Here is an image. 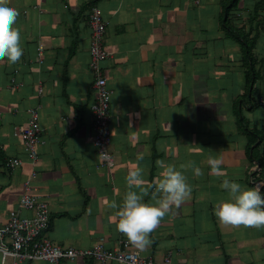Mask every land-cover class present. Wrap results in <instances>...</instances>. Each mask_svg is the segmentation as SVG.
<instances>
[{
  "label": "crops",
  "instance_id": "obj_1",
  "mask_svg": "<svg viewBox=\"0 0 264 264\" xmlns=\"http://www.w3.org/2000/svg\"><path fill=\"white\" fill-rule=\"evenodd\" d=\"M228 2L10 0L20 14L15 27L24 51L19 63L0 61V225L24 193L36 194L47 202L52 242L76 249L101 243L111 251L126 237L116 229L118 208L108 205L121 204L132 166L154 182L157 160L177 168L192 161L203 175L184 173L190 199L162 218L150 247L133 249L156 263L169 253L172 264H264V229L224 226L213 211L228 199L220 188L224 178L243 187L264 185V0H238L228 16L233 28L255 38L257 78L241 114L262 137L255 147L261 164L248 157L234 113L247 80L240 45L222 28ZM95 6L106 22L103 46L110 53L101 63L111 91L110 171L99 166L93 145L87 20ZM30 109L38 112L45 141L36 148V162L15 132ZM209 157L223 158L224 176L211 172ZM12 158L21 163L11 170L5 163ZM145 202H152L151 190ZM57 264L99 263L78 258Z\"/></svg>",
  "mask_w": 264,
  "mask_h": 264
},
{
  "label": "built area",
  "instance_id": "obj_2",
  "mask_svg": "<svg viewBox=\"0 0 264 264\" xmlns=\"http://www.w3.org/2000/svg\"><path fill=\"white\" fill-rule=\"evenodd\" d=\"M198 3V0H194ZM88 26L90 29L89 68L93 76L92 89L94 100L90 105L92 114L93 145L99 156V166L110 171L115 164V159L110 150V97L111 91L106 85L102 75L101 63L110 56L104 48L103 42L106 33V22L98 7H92L88 13ZM41 55L42 48H38ZM38 93H41L39 88ZM263 103V101H261ZM16 134L21 138L28 157L32 162L38 159L37 146L45 143L40 136L38 112L36 109L28 111V121L25 126L15 128ZM106 152L107 159L100 156ZM264 153V148H263ZM21 161L12 158L5 163L6 168L14 169ZM256 166L253 164V169ZM24 188L30 190L29 182L24 183ZM20 210L30 212V216L20 215ZM49 228V208L47 202L36 194L24 193L18 200V209L11 210L8 220L0 225V264L8 260L11 264H33L34 261H44L57 264L60 261H72L78 258L90 259L99 264L116 262L118 264H172L171 255L168 253L160 263L150 258L141 256L127 239H122L119 245L109 251L101 243L89 249L63 248L52 242L46 235Z\"/></svg>",
  "mask_w": 264,
  "mask_h": 264
},
{
  "label": "clouds",
  "instance_id": "obj_3",
  "mask_svg": "<svg viewBox=\"0 0 264 264\" xmlns=\"http://www.w3.org/2000/svg\"><path fill=\"white\" fill-rule=\"evenodd\" d=\"M10 0H0V61L11 64L19 63L23 56L20 30L15 27L19 12L9 6ZM100 156L107 159L106 152ZM222 157H209L211 172L224 176ZM160 169L154 182L146 180L145 172L138 164H134L126 176L127 191L119 206L113 201L109 207L117 209L116 229L123 234L130 245L145 250L152 244L151 234L161 223L163 217L169 215L190 199L192 186L184 174L192 169L196 175H203L202 169L195 167L192 161L176 165L157 160ZM220 188L227 193L228 199L214 207L217 221L231 228L264 229V185L243 187L240 183L224 178ZM151 190V201L145 202Z\"/></svg>",
  "mask_w": 264,
  "mask_h": 264
},
{
  "label": "trees",
  "instance_id": "obj_4",
  "mask_svg": "<svg viewBox=\"0 0 264 264\" xmlns=\"http://www.w3.org/2000/svg\"><path fill=\"white\" fill-rule=\"evenodd\" d=\"M238 0H229V2L224 5V20L222 21V28L226 35L230 38H233L236 40L241 48L242 55H243V64L245 67V76L247 80V93L244 95V97L239 98L235 103H234V113L237 118V123L240 129L244 131V133L247 136L248 139V147H247V152H248V157L250 160L257 161L258 164H261V160L257 159V156L255 155V147L257 146L256 143L262 140V137L255 131L250 130L241 114V107L245 102H249L250 96L252 94V87L253 83L255 82L257 78V72L254 68V57L252 53V49L254 46V41L255 38H249L248 34L241 32L235 28H233L229 23H228V16H229V11L232 9ZM256 144L255 146H253Z\"/></svg>",
  "mask_w": 264,
  "mask_h": 264
}]
</instances>
